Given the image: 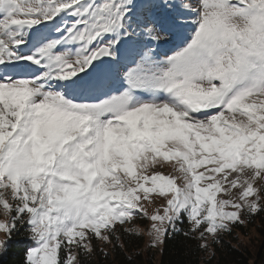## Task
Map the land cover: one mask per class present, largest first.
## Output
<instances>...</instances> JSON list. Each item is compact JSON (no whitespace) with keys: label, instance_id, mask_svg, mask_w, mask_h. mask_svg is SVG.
<instances>
[{"label":"rangeland","instance_id":"1","mask_svg":"<svg viewBox=\"0 0 264 264\" xmlns=\"http://www.w3.org/2000/svg\"><path fill=\"white\" fill-rule=\"evenodd\" d=\"M157 1L0 0V249L28 223L31 264H158L264 203V0Z\"/></svg>","mask_w":264,"mask_h":264},{"label":"trees","instance_id":"2","mask_svg":"<svg viewBox=\"0 0 264 264\" xmlns=\"http://www.w3.org/2000/svg\"><path fill=\"white\" fill-rule=\"evenodd\" d=\"M246 216L245 223L232 224L231 238L215 240L210 247L203 245L190 223L180 222L176 229L167 231L158 264H264V203ZM27 229L28 223H24L6 244L7 250L0 249V264H31L27 254L34 242ZM253 230L257 234V251L240 239V236L249 237ZM67 260L68 256L64 254L58 264H67ZM127 261L130 264H157V254H149L146 262L140 254L134 259L128 257ZM76 264L86 262L80 256Z\"/></svg>","mask_w":264,"mask_h":264},{"label":"water","instance_id":"3","mask_svg":"<svg viewBox=\"0 0 264 264\" xmlns=\"http://www.w3.org/2000/svg\"><path fill=\"white\" fill-rule=\"evenodd\" d=\"M109 49L107 47H103L99 50V52L95 55L92 66L94 69L102 68L105 63L109 60Z\"/></svg>","mask_w":264,"mask_h":264},{"label":"bare ground","instance_id":"4","mask_svg":"<svg viewBox=\"0 0 264 264\" xmlns=\"http://www.w3.org/2000/svg\"><path fill=\"white\" fill-rule=\"evenodd\" d=\"M231 1H235V0H231ZM241 1H243V0H241ZM187 37H188V35H186V37H184L183 39H187ZM149 42H150V40H149ZM154 45V44H153ZM153 47V46H152ZM155 53V52H154ZM164 53V52H163ZM166 53V52H165ZM37 71H39V70H37ZM37 71H36V73H37ZM119 86V85H118ZM129 85H128V83H122V84H120V88L119 89H124L125 87H128ZM120 91V90H119ZM133 92H136V93H143V91L142 90H134L133 89Z\"/></svg>","mask_w":264,"mask_h":264}]
</instances>
